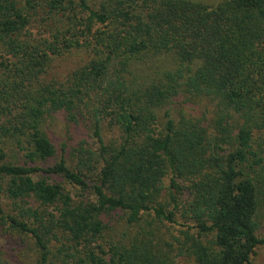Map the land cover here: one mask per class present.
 I'll use <instances>...</instances> for the list:
<instances>
[{"label":"trees","instance_id":"obj_1","mask_svg":"<svg viewBox=\"0 0 264 264\" xmlns=\"http://www.w3.org/2000/svg\"><path fill=\"white\" fill-rule=\"evenodd\" d=\"M76 52L84 64L52 76ZM0 193L13 206L1 223L31 237L37 264H251L264 245V0H0ZM115 214L121 239L104 223ZM58 231L71 260H51Z\"/></svg>","mask_w":264,"mask_h":264},{"label":"rangeland","instance_id":"obj_2","mask_svg":"<svg viewBox=\"0 0 264 264\" xmlns=\"http://www.w3.org/2000/svg\"><path fill=\"white\" fill-rule=\"evenodd\" d=\"M49 23H51V21H49ZM44 32V28L39 27L37 24L33 25L28 30V33L33 39H40L41 35L42 38H45L46 35H44ZM85 61V55L80 52L74 53L69 58L54 61L52 76L61 79L75 68L83 65ZM180 103L181 108L184 111L194 112L204 121L210 120L213 116V110L209 103H199L196 105L193 103H187L183 98H181ZM51 132L53 135L56 134L60 138L66 137L64 129L60 127L59 123L54 124V126L51 128ZM79 134L80 132L75 133V137H77ZM103 136L107 141L115 140L116 132L104 127ZM261 137L263 138V136ZM165 185L167 186V181H165ZM66 188L71 190L69 185H66ZM0 206L5 214H12L13 206L2 193H0ZM114 216L106 217L104 219V223L108 225L109 228L115 230L117 232V237L121 239V236L126 229L124 227L123 221L120 219L121 214H115ZM164 226L166 228L162 229V232L165 234L167 239H170L171 235L179 236L178 231L181 230L180 228L169 227L167 225ZM260 232L264 233V222L261 224ZM110 240V238H105V241L107 242ZM71 245L74 244L70 241L69 236L61 231H58L49 244L50 251L52 252L51 260H71L69 257L70 254L73 253V250H69ZM77 250H81V246L77 247ZM0 257L9 264H37L38 253L36 251L34 242L29 235L11 231L8 226H4L0 221ZM251 264H264V245L256 249L255 254L252 257Z\"/></svg>","mask_w":264,"mask_h":264}]
</instances>
